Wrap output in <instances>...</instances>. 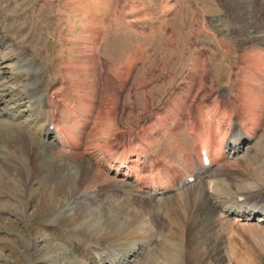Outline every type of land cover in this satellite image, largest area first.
I'll list each match as a JSON object with an SVG mask.
<instances>
[{"label":"rangeland","instance_id":"obj_1","mask_svg":"<svg viewBox=\"0 0 264 264\" xmlns=\"http://www.w3.org/2000/svg\"><path fill=\"white\" fill-rule=\"evenodd\" d=\"M199 1L173 37L95 24L77 0H0V264H264V118L239 149L218 143L251 125L239 85L264 69L242 54L264 50V0ZM210 131L221 156L177 188Z\"/></svg>","mask_w":264,"mask_h":264},{"label":"crops","instance_id":"obj_2","mask_svg":"<svg viewBox=\"0 0 264 264\" xmlns=\"http://www.w3.org/2000/svg\"><path fill=\"white\" fill-rule=\"evenodd\" d=\"M100 2L106 7V11L104 10V12L99 9L100 11L95 14H86V18H92L94 21L100 20L101 26L114 25L118 32H120V28L122 27L132 28L130 31H133L134 34H143L145 30L149 29L152 25L160 28V34L163 32L173 37L183 34L188 23L197 20V9L199 6H201V9L205 8L204 4L199 0H158L157 7L153 9H151V0H100ZM205 2L210 8L216 5L215 0H205ZM183 4L187 6L188 9L184 8L186 10H183ZM223 5H225V3ZM216 7L218 6L216 5ZM220 15V13L217 14V16ZM226 15L228 16V20H235V24H232L230 20L229 22L227 20V22L229 23L228 26H237L238 35L247 37L246 39L248 41L257 38L255 36V30L250 24L234 16L230 7H227ZM96 21L95 24H97ZM224 22L225 21H221L217 24V26L222 29H216L213 25L212 27H208L207 21L203 22L201 27L204 28L207 34L212 35L215 34V30H219L217 31L218 34L223 37L224 34L231 33V29L229 32H227L228 28H226V30L224 29V26H226ZM241 24H243V28L240 26ZM178 27L181 28L180 31Z\"/></svg>","mask_w":264,"mask_h":264},{"label":"bare ground","instance_id":"obj_3","mask_svg":"<svg viewBox=\"0 0 264 264\" xmlns=\"http://www.w3.org/2000/svg\"><path fill=\"white\" fill-rule=\"evenodd\" d=\"M253 0H249V2H252ZM77 2H78V4L80 5V6H84V9H82V10H85L84 12H86L87 13V15H90V13H93V12H95V13H97L98 11H100L99 9H101L102 11H106V7L105 6H103V4L100 2V0H77ZM100 4H102V5H100ZM255 4V3H254ZM255 7V6H254ZM104 11V12H105ZM94 13V14H95ZM85 16V15H84ZM91 17V16H90ZM93 17V16H92ZM85 19H86V17H85ZM253 19H255V21H254V25L256 26V28H258V29H261V30H263L264 29V20L263 19H259L258 17H254ZM87 20H89V18H87ZM91 20H94V19H91ZM90 21V20H89ZM90 22H92V21H90ZM260 37H264V35H260ZM79 52V51H78ZM253 51H245L243 54H242V56L244 57V58H251V59H255L256 60V64H258V65H260L261 67H262V69H264V50H261L259 53L257 52L256 54H253L252 53ZM70 66V65H69ZM125 66V65H124ZM130 69V68H129ZM258 70H259V68H258ZM253 72V71H252ZM120 73H124V72H117V74H120ZM78 74H80V73H78ZM245 74H248V73H245ZM262 74H263V78L261 79V77L259 78L258 77V75H257V73L256 74H248V75H244L243 74V80H242V84H240L239 86V88H240V92H241V97H240V100L241 101H243V104H242V106L245 108L246 107V110H248V116H249V120H250V123H251V127L250 126H239L238 127V129H237V131L235 132V134L234 135H232V134H230V135H232L233 137H231V138H227L226 139V137H225V139H223V140H221L222 142H218V143H221V146H222V143H223V145H224V149L225 148H227V149H229V150H231V151H228L229 153H231L233 150H237V149H239L240 148V144L243 142V141H245L246 139H251L252 138V130L254 131V128H257V125L259 124V122H260V120L261 119H263L264 118V71L262 72ZM122 75V74H121ZM123 75H125V74H123ZM122 77V76H121ZM126 78V77H125ZM243 97V100L241 99ZM36 99H37V101H39V102H42V104H44V105H48V106H50L51 104H52V101L51 100H49V99H45V95L44 94H39L37 97H35ZM81 100V99H80ZM213 105V104H212ZM211 105V106H212ZM214 105H216V104H214ZM218 105V104H217ZM232 105V104H231ZM39 106V105H38ZM176 106V105H175ZM88 107V106H87ZM243 107L241 108V109H243ZM214 108H215V106H214ZM218 108H219V106H218ZM230 108H231V106H230ZM235 108V107H234ZM234 108H231L232 109V111H233V109ZM238 108H240V107H238ZM216 109V108H215ZM214 109V110H215ZM221 109V108H220ZM236 110H237V108H236ZM217 111V110H216ZM223 111V110H222ZM224 111H225V109H224ZM223 111V112H224ZM231 111V110H230ZM240 111H242V110H240ZM227 112V111H226ZM234 113H235V110H234ZM238 113V112H237ZM246 113H247V111H246ZM231 114V113H230ZM233 114V113H232ZM226 115V114H225ZM228 115H229V112H228ZM227 115V116H228ZM246 115V114H245ZM232 116H234V115H232ZM247 116V115H246ZM229 117V116H228ZM240 117V116H239ZM235 118V117H234ZM248 118V117H247ZM247 118H246V120H247ZM209 119H212V118H210L209 117ZM240 119V118H239ZM219 120V119H218ZM223 120H225V117H224V119ZM230 120V119H229ZM228 120V121H229ZM235 120H236V118H235ZM227 121V120H226ZM231 122V121H230ZM243 122H245V121H243ZM51 123V122H50ZM218 123V122H217ZM220 123V122H219ZM229 124V123H228ZM234 124V126H235V123H233ZM238 124V123H237ZM240 124V123H239ZM238 124V125H239ZM261 124V123H260ZM50 125V124H49ZM55 125V124H54ZM245 125H246V123H245ZM248 125V124H247ZM47 125H45V127H46ZM217 126V125H216ZM50 128H52V127H50ZM50 128H48L47 127V133L49 132H51L52 130H54L55 129V138H57L58 139V141L59 142H62L63 141V139L65 138H67V140H69L70 142H72L73 144H76V142H75V134H73V131H70L69 132V134L67 133V130L68 129H61V132H59V127L58 128H54V129H50ZM221 128V127H220ZM259 128V127H258ZM51 131H50V130ZM236 129V128H235ZM66 130V131H65ZM219 130V129H218ZM257 130V129H256ZM53 132V131H52ZM211 132V131H210ZM223 132V131H222ZM224 133V132H223ZM233 133H234V131H233ZM209 134V135H208ZM207 135V137L206 138H204V140L203 141H201L202 143L204 142V143H206V146H207V149H208V151H209V153H207V155H206V157H207V159H208V161H209V163L211 164L212 162H215L216 160H218V158L221 156V154H222V152L223 151H221V149H219L218 148V146H219V144H217V148L218 149H210L208 146L209 145H211V143H214V140H215V138H217V136L214 134V136H213V131L211 132V133H208ZM218 134V133H217ZM221 135V134H220ZM222 136V135H221ZM224 136H225V134H224ZM229 136V135H228ZM215 137V138H214ZM223 137V136H222ZM219 139H220V136H219ZM217 141H218V139H217ZM224 141V142H223ZM201 143V144H202ZM209 145H208V144ZM215 144V143H214ZM213 144V145H214ZM205 145V144H204ZM124 154H132V155H134L135 153H130V152H126V153H124ZM123 153L120 155V156H118L117 158H116V161L117 162H120V164H122L123 166H124V168H127V164H128V162H129V158L127 157V156H124V157H122V155H124ZM198 154L200 155V157H201V165H200V167H204L205 165H203V161H202V155L200 154V151L198 150ZM138 156V154L136 155V157ZM136 160V159H135ZM220 160V159H219ZM200 163V162H199ZM217 165V164H216ZM118 166H119V163H118ZM120 168H122L123 169V167H120ZM128 169H129V171H131V174H129V173H126L125 175H132V170H130V169H132L131 167H128ZM127 169V170H128ZM134 170V169H133ZM86 175V173L84 174V175H82V176H85ZM139 175V174H138ZM137 175V176H138ZM78 176H76L75 178H77ZM145 178V177H144ZM144 180H147V182H149L148 181V179L146 178V179H144ZM143 180V181H144ZM141 181V180H140ZM147 182H145V183H147ZM151 185V184H150ZM156 185H159V184H156ZM155 187V186H154ZM160 188V187H159ZM251 196V195H250ZM255 196V195H254ZM257 198V197H256ZM259 198V197H258ZM45 199V198H44ZM264 200V199H263ZM43 201V200H42ZM45 201V200H44ZM259 201V200H258ZM255 203V202H254ZM257 203V202H256ZM257 206H259V204L257 205ZM243 207V206H242ZM253 210H262V213L264 214V209H262V208H258V209H254L253 208ZM258 221H261L262 220V217H259L258 219H257Z\"/></svg>","mask_w":264,"mask_h":264}]
</instances>
